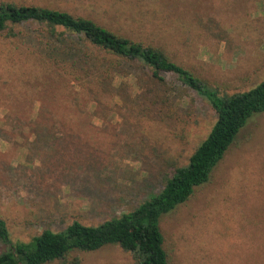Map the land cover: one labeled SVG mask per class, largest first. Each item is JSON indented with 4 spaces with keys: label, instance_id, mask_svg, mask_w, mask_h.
Masks as SVG:
<instances>
[{
    "label": "rangeland",
    "instance_id": "obj_1",
    "mask_svg": "<svg viewBox=\"0 0 264 264\" xmlns=\"http://www.w3.org/2000/svg\"><path fill=\"white\" fill-rule=\"evenodd\" d=\"M0 1L93 20L160 48L225 95L264 79V0ZM12 30L0 33V218L12 242L131 211L188 163L215 123L209 105L171 74L159 72L160 81L126 63L95 90L49 49L92 54L83 71L95 75L93 62L108 57L68 34L51 40L35 23ZM159 228L168 264H264V113ZM73 255L80 264H132L115 245Z\"/></svg>",
    "mask_w": 264,
    "mask_h": 264
},
{
    "label": "trees",
    "instance_id": "obj_2",
    "mask_svg": "<svg viewBox=\"0 0 264 264\" xmlns=\"http://www.w3.org/2000/svg\"><path fill=\"white\" fill-rule=\"evenodd\" d=\"M28 23L46 27L51 40L62 42L64 34H68L70 39L83 40L90 48L108 57L104 58L108 62L92 61L97 65L95 75L83 71H89L83 65L89 64L92 54L87 56L74 47L66 51L51 44L53 48L49 51L57 55L53 59L60 62L58 55L62 57L75 74L74 81L86 82L92 89L99 90L101 84L113 78L119 66L137 63L149 68L160 81L159 72L175 76L183 86L194 91L209 105L216 120L189 157L188 163L175 168L157 194L151 195L129 212L97 225H83L74 221L61 231L46 229L28 242L10 241L6 224L0 218V242L4 246L0 252V264H80V257L73 253L97 251L106 245L118 246L129 253L132 264H168L159 228L161 216L185 203L195 188L207 183L212 170L223 159L249 119L264 113V79L247 91L225 95L173 62L160 48L133 41L93 20L47 7L0 1V33L13 37V27ZM56 29L62 31L57 32ZM56 74L61 76L57 71ZM43 140L46 138L43 137Z\"/></svg>",
    "mask_w": 264,
    "mask_h": 264
}]
</instances>
